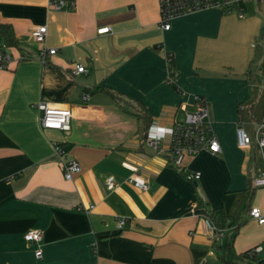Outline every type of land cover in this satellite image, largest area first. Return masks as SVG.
Returning a JSON list of instances; mask_svg holds the SVG:
<instances>
[{"label": "crops", "instance_id": "0c3cea01", "mask_svg": "<svg viewBox=\"0 0 264 264\" xmlns=\"http://www.w3.org/2000/svg\"><path fill=\"white\" fill-rule=\"evenodd\" d=\"M64 1L54 10L49 0H0L16 41L0 69V264H223L227 244L264 264V222L249 215L254 207L264 217V185L253 183L264 171L255 134L264 128V1L178 15L166 30L158 0ZM40 25L38 43L30 31ZM195 97L219 150L185 155L177 168L165 143L153 149L145 138L194 112ZM38 101L70 104L67 127L40 128ZM238 124L246 147L236 145ZM52 143L78 162L71 179ZM190 171L199 179L186 180ZM204 209L223 214L214 238ZM31 229L42 232L40 258L23 237Z\"/></svg>", "mask_w": 264, "mask_h": 264}, {"label": "built area", "instance_id": "2783aa9c", "mask_svg": "<svg viewBox=\"0 0 264 264\" xmlns=\"http://www.w3.org/2000/svg\"><path fill=\"white\" fill-rule=\"evenodd\" d=\"M243 0H158L159 6V26L160 28L166 30L169 27V20L175 16L187 14L199 9H204L212 6L224 7L226 10L231 4L237 3ZM258 2L264 0H256ZM48 4L54 10H59L66 6L64 0H49ZM67 4L72 7V1L70 0ZM108 31V27H101L96 30V33L101 34ZM46 34V27L44 25L35 26L31 29L30 35L35 42H43ZM262 41L264 44V35L262 36ZM0 47L2 52H0V69L6 68L7 63L10 61L9 48L0 42ZM54 49H49L48 54H53ZM44 62L43 59H41ZM168 63V74L167 81L172 83L174 81V69L170 66L169 59ZM74 72H85L84 66L74 65ZM262 88L264 89V75L262 80ZM87 94L81 95V100L85 101L87 99ZM196 110L192 113H188L184 116L181 122H176L172 124L170 128L162 132H156L154 134L148 135L145 138V143L147 146L158 149L160 143H165V148L168 150L171 163L179 168L181 167L182 159L185 155H193L201 150H206L210 153H216L219 150L218 143L211 131L208 113L200 97H195ZM35 108L39 112L38 124L42 129H55L62 130L67 127L68 122L72 116V108L70 104H56L48 101H38L35 104ZM263 125L257 124L255 128L256 134V144L258 147L264 145L263 136ZM235 141L236 145L239 147H246L251 143L250 138L243 130L240 124L237 125L235 130ZM54 152L60 156L59 165L62 169L63 176L65 179H71L73 175L80 171V166L78 162L64 155L61 146L57 143H52ZM184 178L189 181H196L199 179V172L190 171L184 172ZM129 183L134 185L139 189H146V183L140 182L129 178L127 180ZM256 186L264 185V171L260 172L258 177L253 182ZM105 187L110 190L114 187V181L112 177H107L105 179ZM250 217L256 219L257 222H264V217H262L257 208H251L249 210ZM124 223L123 219L117 221V226L120 227ZM208 236L214 238L218 233L216 232L214 226L205 221ZM41 230L31 229L23 234L24 240L34 246L33 254L36 258L41 257L40 240H41ZM252 251V250H251Z\"/></svg>", "mask_w": 264, "mask_h": 264}, {"label": "trees", "instance_id": "16d2710c", "mask_svg": "<svg viewBox=\"0 0 264 264\" xmlns=\"http://www.w3.org/2000/svg\"><path fill=\"white\" fill-rule=\"evenodd\" d=\"M0 42L3 43L7 47L16 46L15 38L12 34L11 27L8 24H4L0 22ZM0 52H2V48L0 47ZM112 94V92H111ZM113 95V94H112ZM124 106H126L124 104ZM125 110H128V106L124 107ZM130 111V110H129ZM133 114H135L133 112ZM138 118L142 117L140 114H135ZM145 125L147 124L148 116H143ZM203 215L205 218L212 223L216 232L219 234L223 231V221L224 217L219 209H204ZM229 244L226 247L220 249V260L223 264L235 263V264H253V251L251 249L246 250L245 252L232 256L229 253Z\"/></svg>", "mask_w": 264, "mask_h": 264}]
</instances>
